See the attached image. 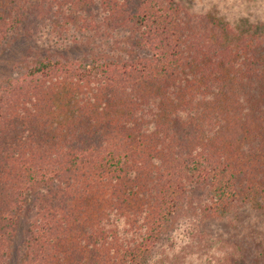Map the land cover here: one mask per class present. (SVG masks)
I'll list each match as a JSON object with an SVG mask.
<instances>
[{"label": "trees", "instance_id": "trees-1", "mask_svg": "<svg viewBox=\"0 0 264 264\" xmlns=\"http://www.w3.org/2000/svg\"><path fill=\"white\" fill-rule=\"evenodd\" d=\"M229 36L183 0H0V54L39 46L0 84V264L24 218L20 264H162L179 217L264 219V25Z\"/></svg>", "mask_w": 264, "mask_h": 264}, {"label": "rangeland", "instance_id": "rangeland-1", "mask_svg": "<svg viewBox=\"0 0 264 264\" xmlns=\"http://www.w3.org/2000/svg\"><path fill=\"white\" fill-rule=\"evenodd\" d=\"M183 1L194 13L209 16L217 26L226 29L230 40L250 33L256 24L264 25V0ZM36 43L35 39L22 40L0 54V84L20 78L22 62L39 48ZM229 213L231 211L223 216L226 221L224 224H206L207 241H200L199 236L190 235V224L184 221L185 217H179L170 238L175 244L174 249L168 259L162 260V264H264L263 217L254 210L245 209L238 214L237 223H231L225 218ZM24 219L19 224L9 264H20L22 259L25 240L28 238L27 221ZM227 245L231 247L227 248ZM210 254L214 255L211 259Z\"/></svg>", "mask_w": 264, "mask_h": 264}]
</instances>
